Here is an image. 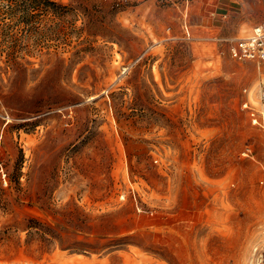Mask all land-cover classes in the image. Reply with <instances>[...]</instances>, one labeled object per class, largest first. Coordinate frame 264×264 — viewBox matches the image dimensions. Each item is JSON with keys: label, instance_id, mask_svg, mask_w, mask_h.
Listing matches in <instances>:
<instances>
[{"label": "rangeland", "instance_id": "obj_1", "mask_svg": "<svg viewBox=\"0 0 264 264\" xmlns=\"http://www.w3.org/2000/svg\"><path fill=\"white\" fill-rule=\"evenodd\" d=\"M263 19L0 0V264H264V62L230 54Z\"/></svg>", "mask_w": 264, "mask_h": 264}, {"label": "built area", "instance_id": "obj_2", "mask_svg": "<svg viewBox=\"0 0 264 264\" xmlns=\"http://www.w3.org/2000/svg\"><path fill=\"white\" fill-rule=\"evenodd\" d=\"M230 54L238 61L264 62V19L255 25L248 34L231 41ZM248 91V88L245 89V92ZM242 106L243 109L249 111L254 124L264 125V110H259L250 99L245 100Z\"/></svg>", "mask_w": 264, "mask_h": 264}, {"label": "trees", "instance_id": "obj_3", "mask_svg": "<svg viewBox=\"0 0 264 264\" xmlns=\"http://www.w3.org/2000/svg\"><path fill=\"white\" fill-rule=\"evenodd\" d=\"M16 2H18V0H15ZM14 2V1H13Z\"/></svg>", "mask_w": 264, "mask_h": 264}]
</instances>
